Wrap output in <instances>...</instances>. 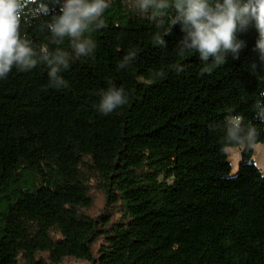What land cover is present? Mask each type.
Returning a JSON list of instances; mask_svg holds the SVG:
<instances>
[{
	"label": "trees",
	"instance_id": "trees-1",
	"mask_svg": "<svg viewBox=\"0 0 264 264\" xmlns=\"http://www.w3.org/2000/svg\"><path fill=\"white\" fill-rule=\"evenodd\" d=\"M127 4L111 0L103 27L85 34L94 49L70 61L62 86L48 85L43 63L0 79V264H264L254 29L238 34V59L201 75L196 54L173 51L178 25L153 47L157 29ZM49 20L24 16L20 33L38 54L70 50L67 37L50 39ZM129 50L136 58L117 70ZM109 80L128 101L103 116L92 105ZM226 110L257 130L241 156L251 169L234 185L221 177L223 162L232 170L221 154L240 147L221 145Z\"/></svg>",
	"mask_w": 264,
	"mask_h": 264
},
{
	"label": "clouds",
	"instance_id": "clouds-1",
	"mask_svg": "<svg viewBox=\"0 0 264 264\" xmlns=\"http://www.w3.org/2000/svg\"><path fill=\"white\" fill-rule=\"evenodd\" d=\"M110 3L111 0H0V79L6 78L13 67L27 72L43 63L47 67L48 85L62 86L60 74L69 68L70 61L86 57L94 49L95 43L85 34L103 27L102 16ZM53 5L58 11L49 15ZM127 6L157 29L150 37L153 47L164 48V35L178 25L181 36L173 51L178 57L196 54L201 75L223 66L228 57L238 59L246 47L238 34L250 27L256 33L252 46L256 61L248 65V70L254 75L264 67V0H128ZM24 16L32 19L50 16L45 25L50 39L59 43L67 37L70 50L57 48L54 52L45 50L38 54L20 33ZM136 56L135 50L127 51L117 62V70L127 67ZM156 74L162 75L163 70L157 69ZM95 97L92 107L103 116L128 101L125 89L110 80L95 92ZM252 110L255 118L264 123V97L254 101ZM209 128L215 131L214 124ZM222 133L224 148L251 146L257 137L256 128L244 127L242 118L231 110H226Z\"/></svg>",
	"mask_w": 264,
	"mask_h": 264
},
{
	"label": "rangeland",
	"instance_id": "rangeland-1",
	"mask_svg": "<svg viewBox=\"0 0 264 264\" xmlns=\"http://www.w3.org/2000/svg\"><path fill=\"white\" fill-rule=\"evenodd\" d=\"M243 148H228L225 153L221 154L220 159L227 160L231 163L232 170H229L227 165L222 163L221 167V177L223 183L226 185H234L242 178H244L248 171L251 169V164L242 165L241 156ZM253 165L258 168L262 173H264V145L259 144L255 147V155L253 158ZM46 257V255H44ZM85 264V263H83Z\"/></svg>",
	"mask_w": 264,
	"mask_h": 264
}]
</instances>
